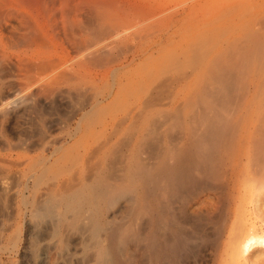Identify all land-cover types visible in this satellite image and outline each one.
<instances>
[{"label": "rangeland", "instance_id": "rangeland-1", "mask_svg": "<svg viewBox=\"0 0 264 264\" xmlns=\"http://www.w3.org/2000/svg\"><path fill=\"white\" fill-rule=\"evenodd\" d=\"M136 1L149 2L153 9L146 16L129 21L126 24L128 26H125L127 29L121 28L119 31L122 34L118 37V31L115 37L116 50L118 48L117 51H120L119 58L126 54L130 56V53L137 54L135 60L125 68L129 79L125 85V94L114 101L111 96L105 97L93 108L87 106L84 109L86 113L83 110L74 113V110L82 101L105 92L109 82H93L87 78L82 83V94L68 93V89L64 90L65 87L61 86L66 94H74L69 97L63 95L61 88H58V92L49 86L51 70L41 73L35 69L28 70L25 62L34 60L35 54L28 47L15 45L14 26L0 28V34L7 44L13 45L12 48L8 45L9 49L7 46V54L13 64L0 73V109L4 111H0V159L15 158L16 150L9 149V144L22 145L17 151L22 154L25 164L11 168L13 172L21 174L27 166H37L45 157H49L48 164L52 165L50 169L58 170V164L63 163L66 157V174L77 169L74 175H83L89 167L86 166L87 162L91 161L87 165L92 166V160L95 159L110 167L111 174H108L112 176L117 170L122 143L133 133L140 131L143 126L149 128L147 125H150V121L163 118L161 115L165 112L168 114L174 106H178L183 115L190 112L192 106L189 99L191 95L196 97L194 92L202 80V71L210 65V59L218 51L224 50L226 54L230 52L231 55L225 54V57L228 61L235 59L233 63H239L236 56L241 54L239 60H242L243 72L239 81L248 87V91L245 106L239 115L230 116L231 122L235 123L238 138L232 162L233 177L236 180L234 190L228 200L216 196L208 188L213 180L206 179L184 191L179 200L182 209L177 214L187 231L188 240L179 248L174 259L170 256L171 259L162 264H264L263 250L258 249L251 254L257 248L254 247L250 254L237 255L234 249L238 246L234 247L232 242L236 235L239 238L246 233H264V175H261L264 174V148L260 149L261 142L257 139L260 134L258 130L264 128V0ZM111 4L109 8L118 7ZM120 8L117 11L113 9V13L115 11L123 15L125 9ZM128 49L133 51L127 52ZM173 91H176L174 98L171 94ZM138 112L140 116L144 113L147 115L142 118ZM124 115L127 116L126 120L116 123V119L121 120ZM167 124L162 126L160 133L163 132L157 135V139L149 143L150 147L148 144L143 147V158L156 155L155 152L165 143L178 141L188 129L186 124L182 127L171 121ZM53 138L60 140L56 145L58 153H53L56 146L49 144ZM256 139L258 144H255ZM106 141L108 143L104 148L100 146ZM105 148L110 154L107 151L109 155L106 154V159L101 160L104 158L100 152ZM92 154L97 158L92 157ZM57 157L60 162L55 161ZM77 171L80 173L77 174ZM17 198L20 199V196L6 209L0 207V264H50L55 254L48 245L52 238L46 230L36 234L30 206H24ZM237 204L243 207L237 209ZM227 208L231 211L229 221L224 220ZM147 216L143 215L141 221L138 220L139 232L145 230ZM162 224L165 225V222ZM140 241L137 237L129 240L125 258H130H124L122 264H151L147 261L149 254L146 242H143L144 245ZM70 244L76 248L79 240L73 237ZM35 248L41 254L37 262L31 256V250ZM44 254L47 255L45 258Z\"/></svg>", "mask_w": 264, "mask_h": 264}, {"label": "bare ground", "instance_id": "bare-ground-1", "mask_svg": "<svg viewBox=\"0 0 264 264\" xmlns=\"http://www.w3.org/2000/svg\"><path fill=\"white\" fill-rule=\"evenodd\" d=\"M103 2L0 0V28L14 26L15 45L28 47L35 54L34 60L25 62L28 70L35 69L39 73L51 70L49 86L54 87L55 91L59 92L61 86H64L65 89L62 88L68 89V93L80 95L83 92L82 83L87 78L93 82H109L105 92L94 95L88 101H82L74 113L81 110L86 113L84 109L87 106L93 108L105 97L111 96L114 101L124 96L125 85L129 81L125 68L135 60L137 54L130 53V56L126 54L119 58L120 51H117L118 48L116 50L115 37L121 28L128 26L126 24L129 21L139 19L153 9L149 2H146L147 5L136 0H108L106 4ZM110 4L118 7L109 8ZM119 7L125 9L123 15L115 13ZM113 9H116L114 13ZM120 34L122 32L118 37ZM8 45L0 34V73L13 64L12 58L7 54ZM9 46L12 48L13 45ZM128 50L125 51L130 52L132 49ZM225 54L224 50L218 51L210 59V65L203 69L202 80L194 92L196 97L191 95L189 99L192 109L187 115L180 113L178 106H174L168 114L165 112L161 115L163 118L150 121V125H147L149 128L143 126L122 143L117 170L112 176L109 175L110 167L99 160L96 162L91 159L98 153L92 154L90 159L94 164L87 165L91 162L88 161L86 166L89 167L85 166L87 171L83 175H74L77 169L70 174L64 172L66 157L63 158V163L58 161L59 157L55 159L60 162L58 170H51L49 157H45L37 166L26 164L24 168H27L21 174L18 171L13 172L11 168L25 163L22 154L17 151L22 145L9 144V149L16 151L15 158L0 159V207L6 209L17 196H20L17 199L24 206H30L36 234L46 230L52 238L48 245L55 254L50 264H122L127 253V244L134 237L141 240L140 244L145 245L143 242H146L149 254L147 261L151 264H162L169 261L170 256L174 259L179 248L188 240L187 231L185 232L177 214L182 209L179 200L182 199L184 191L211 179L213 182L210 181L212 184L208 188L216 196L228 200L236 183L232 162L235 144L238 142L235 123L231 122L230 116L239 115L245 106L248 87L239 81L243 72L242 60H239L241 54L236 56L239 63H233L235 59H226L225 56L231 55L230 52ZM63 93L60 94L74 96L73 93ZM175 93L176 91L171 93L173 98ZM2 109L0 111L4 113ZM137 114L140 116L139 112ZM125 115L121 120L116 119V123L124 122L127 117ZM146 115L144 113L140 117L145 118ZM168 121L180 124V127L186 124V133L176 142L165 143L155 152L156 155L143 158V147L147 144L150 147L149 143L157 139V135L163 132L160 133L162 126L168 125ZM258 132L260 134L257 133V139L261 142L259 147L263 149L264 128ZM53 139L49 144L56 146L60 140ZM257 139L255 144H258ZM107 143L108 141L100 146L104 148ZM57 150L59 149L56 146L53 153H58ZM101 150L103 151L100 154L104 158L101 160H105L107 151L109 154L110 152L106 148ZM78 173L80 172L77 171ZM240 207L243 205H238L237 209ZM230 214L231 211L227 208L224 220L229 221ZM143 215H148L147 226L143 232H139L137 223ZM144 218L145 221L146 217ZM162 225L165 227H161ZM73 237L79 240L76 248L70 244ZM232 242L234 247L238 246L234 249L237 255L250 254L254 247L257 248L251 254L258 249L264 251L263 232L246 233L239 238L236 235ZM143 252L146 253V249ZM40 255L37 248L31 250L34 262L38 261ZM43 256L45 258L47 255ZM129 258L130 256L125 260Z\"/></svg>", "mask_w": 264, "mask_h": 264}]
</instances>
